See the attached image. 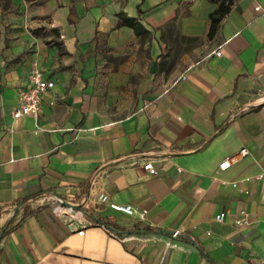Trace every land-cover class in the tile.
<instances>
[{"label":"crops","instance_id":"0c3cea01","mask_svg":"<svg viewBox=\"0 0 264 264\" xmlns=\"http://www.w3.org/2000/svg\"><path fill=\"white\" fill-rule=\"evenodd\" d=\"M13 1L33 28L0 56V264H264V0L214 38L210 0ZM34 62L55 86L15 119Z\"/></svg>","mask_w":264,"mask_h":264},{"label":"built area","instance_id":"2783aa9c","mask_svg":"<svg viewBox=\"0 0 264 264\" xmlns=\"http://www.w3.org/2000/svg\"><path fill=\"white\" fill-rule=\"evenodd\" d=\"M256 10L264 14V6L257 5ZM221 50L216 52L217 55H221ZM29 74V85L26 88L20 90L18 94V104L13 110V117L19 119L25 115H29L35 118H38L42 113V100L44 94L52 89L55 86V80L45 74V72L39 67L37 62H34L30 68ZM184 77V76H183ZM242 154H247L249 152L248 148L243 147L241 149ZM231 165V157H225L219 164L221 170H226ZM144 168L147 169L151 174H157L158 168L154 164L153 160H148L144 163ZM259 178H264V170L258 174ZM100 203H108L111 208L119 210L128 214L133 215L135 213V208L130 204H120L111 202L109 200V194L101 189L96 195ZM70 210H73L72 207L67 206L64 209V213L67 219V222L71 229H76L79 227V216L72 215ZM147 212V209L140 211L139 215L144 217ZM227 211L223 210L216 215V218L220 221L226 219ZM249 216L246 212H243V216L235 219V223L242 224L248 223ZM180 234L179 230L173 232V236L177 237ZM170 244L171 241L169 242Z\"/></svg>","mask_w":264,"mask_h":264},{"label":"rangeland","instance_id":"374dc122","mask_svg":"<svg viewBox=\"0 0 264 264\" xmlns=\"http://www.w3.org/2000/svg\"><path fill=\"white\" fill-rule=\"evenodd\" d=\"M29 1V0H28ZM22 12L20 8L15 5L13 0H0V56L3 57L6 54V50L10 47V45L16 42V38H14V33L20 27H28L33 28L28 25V23H24L21 25L19 20H21ZM36 35L41 36L45 41L50 39V29L48 25H42L36 28ZM14 42H13V41ZM17 60L18 58H14ZM5 61L8 59L5 57Z\"/></svg>","mask_w":264,"mask_h":264},{"label":"trees","instance_id":"16d2710c","mask_svg":"<svg viewBox=\"0 0 264 264\" xmlns=\"http://www.w3.org/2000/svg\"><path fill=\"white\" fill-rule=\"evenodd\" d=\"M210 1L212 3H216V7L213 10H211L209 13L210 25H209V30H208V37L214 38L218 34L221 28L222 20L231 11L235 0H210ZM130 25L135 27L136 31L139 32V27H140L139 23L133 20V21H130ZM13 221H14V218H11L4 224V226L1 229V236H3L6 231L14 227L12 225ZM105 223L109 227L113 229H117V226L111 224L110 222H105ZM134 231L135 230H130V232H134Z\"/></svg>","mask_w":264,"mask_h":264},{"label":"water","instance_id":"95a60500","mask_svg":"<svg viewBox=\"0 0 264 264\" xmlns=\"http://www.w3.org/2000/svg\"><path fill=\"white\" fill-rule=\"evenodd\" d=\"M72 207H74V206H72Z\"/></svg>","mask_w":264,"mask_h":264}]
</instances>
